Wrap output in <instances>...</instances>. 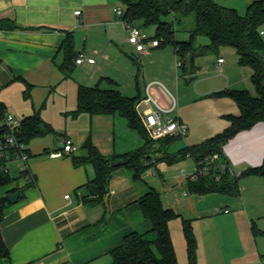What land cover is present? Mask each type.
I'll use <instances>...</instances> for the list:
<instances>
[{"label": "crops", "instance_id": "0c3cea01", "mask_svg": "<svg viewBox=\"0 0 264 264\" xmlns=\"http://www.w3.org/2000/svg\"><path fill=\"white\" fill-rule=\"evenodd\" d=\"M119 7L115 0H0V22H7V26L0 28V90L15 82L24 86L23 91L18 88L23 96L22 103H17L19 94L14 93L1 95L0 104L5 106L7 115L15 113L17 116L14 117L20 120L40 112L42 119L56 131L49 139L36 138L25 146L30 178L20 174V163L15 164L10 172L14 182L0 189L2 197L22 192L16 203L9 201L4 214L1 232L10 259L0 260V264H111L113 259L108 251L121 245L131 232L146 228L144 221L139 224L141 219L133 207L146 192V186L160 192L164 206L179 214L182 228L183 220L192 222L198 243L197 261L201 264H231L221 253L219 257L211 251L212 243H207V249L206 233H214L217 238L225 233H241V236L244 233L246 237L250 235L257 246L258 238L264 239V235L259 234L264 232V177H240L244 171L263 165L264 122L238 133L224 146L223 157L209 162L221 175L228 173L229 180L237 178L239 187L237 194L212 193L227 196L221 201L216 199L218 204L213 210L208 206L210 194L198 195L190 191L189 179L197 171L192 158L186 159L194 162L192 174L180 168L177 174L165 179L156 171L155 174L160 175V186L157 181L150 180L149 183L146 180L147 171L143 182L136 183L130 172L121 167L110 183L108 207L105 203L86 207L83 203L85 185L95 178V168L92 165L76 167L72 158L66 155L52 156L62 149L66 139L72 140L77 148L74 154L79 157L87 155L82 146L88 138L105 156L123 155L144 145L145 141L137 131L140 139L132 136L133 144L129 148L128 144L118 146L113 131L78 130L70 120L83 116H89L91 120L94 117H120L88 114L71 117L69 114L77 108L80 85H99L105 90H118L125 96L122 79L128 78V84L137 91L133 97L145 98L146 88L151 83L159 84L152 92L162 105L168 106L174 96L170 90L174 82L168 73L162 78L154 75L148 82L146 75L142 83L138 80L143 61L150 60L156 65L162 47L148 54L137 53L128 43L129 32L123 17L115 11ZM77 11H80L79 15L75 14ZM145 30L154 35L153 28ZM69 34L74 37L76 57L84 55L94 59L95 63L85 61L78 65L75 59L66 76L62 70L66 57L63 45ZM175 60L180 67L176 52ZM216 62L211 66L207 64L205 74L202 58L195 60L194 75L182 71L185 80L194 78L196 82L192 87L191 102L181 89L177 92L179 100L175 115L188 130L177 138H184L179 148L171 149L177 140L166 147L169 154H177L220 135L230 126L228 117L240 115L234 99L214 94L222 90H241L249 77L251 80L253 71L242 73L241 69H232L225 59L224 75H218ZM28 85L30 97L26 98L24 93ZM61 121L64 122L63 129L56 126ZM108 122L110 125L111 121ZM38 140L42 142L35 143ZM134 144L139 146L134 149ZM157 162L154 160L155 164ZM219 180L217 176L216 181ZM226 210L229 212L225 213ZM210 220L213 226L209 225ZM253 227L259 231L258 235L254 234ZM255 257L252 261L243 259L249 264H264V249L257 247Z\"/></svg>", "mask_w": 264, "mask_h": 264}, {"label": "trees", "instance_id": "16d2710c", "mask_svg": "<svg viewBox=\"0 0 264 264\" xmlns=\"http://www.w3.org/2000/svg\"><path fill=\"white\" fill-rule=\"evenodd\" d=\"M123 9V20L142 29H154L153 40H159L160 47L172 46L179 58L183 73L194 75L195 60L207 55L216 54L220 48L231 46L237 50L239 64L250 67L253 71L251 80L256 95L248 90H222L215 93L218 97H230L236 101L240 109L239 116H230V126L220 135L211 138L201 145L181 150L177 154H169L166 147L177 140L178 137H168L160 140L150 138L140 119L136 105L141 97H127L118 90H105L99 85L78 88L77 108L69 115L78 118L81 114L119 115L128 121L131 129L137 131L144 139V145L133 152L123 155H103L88 138L82 148L87 151L85 157L74 153L66 155L71 157L76 167L92 165L96 176L86 185V195L83 203L86 207H94L104 203L110 193V183L117 170L126 168L136 183L143 182L144 173L154 165V160L164 161L168 164L178 163L192 158L197 171L194 179H189V188L192 193L208 195L212 193H238V179L229 180L228 173L220 174L215 165L210 164L214 155L223 157L224 146L238 133L250 130L258 123L264 122V41L259 29L264 25V0H256L248 6L244 16L239 15L236 9L224 7L213 0H115ZM195 16V27L189 31V40L180 41L174 22L181 24L182 20ZM173 17V20L170 18ZM7 26V22H0V28ZM207 37L209 44L204 49L196 47V40ZM65 49V62L62 70L68 76L72 62L76 59L74 52V37L69 34L63 45ZM25 97H30V85L27 86ZM6 108L0 104V119L6 116ZM6 127L0 128V139L7 133ZM55 129L46 123L40 112H35L21 120L19 141L28 146L36 138H43L55 134ZM60 149L59 151H61ZM28 153V149H25ZM160 155L154 158V155ZM124 160L122 166L113 167L115 161ZM205 169H207L205 171ZM206 173V174H205ZM257 175L264 177V162L261 167L250 168L240 177ZM217 176L220 177L216 181ZM14 182L10 173L0 170V189ZM9 206L8 197L0 195V260H9V248L5 244L1 225L4 214ZM134 211L139 213L148 230H136L128 234L124 242L108 251L113 261L111 264H178L174 242L169 224L179 217L174 210L164 206L160 193L151 186H146V192L133 204ZM106 220V218H104ZM254 234L258 235L255 227ZM183 233L187 243V254L190 264L197 262L198 243L190 220H183ZM264 235V232L259 233Z\"/></svg>", "mask_w": 264, "mask_h": 264}, {"label": "rangeland", "instance_id": "374dc122", "mask_svg": "<svg viewBox=\"0 0 264 264\" xmlns=\"http://www.w3.org/2000/svg\"><path fill=\"white\" fill-rule=\"evenodd\" d=\"M214 2L218 3L219 5H222L224 7L228 8H234L237 10L239 15L244 16L247 13L248 6L252 4L256 0H213ZM170 20H173V17L170 18ZM174 27L176 31L178 32L177 38L180 41L183 40H189V31L193 30L195 27V16L190 15L189 17L185 18L182 20L181 24L174 22ZM262 27V26H261ZM209 43V39L207 37H200L196 40V47L199 49H204L206 44ZM160 53V58L158 57L157 64L152 65L150 60H145L143 61V68L141 69V75L139 77V81L142 83L143 81V76L146 75L148 77L146 81L148 82L149 80H152L154 75H158L160 78H162L163 74H169L171 75V79H173V84L174 87L171 88L170 90L173 92L177 102L179 100V95L178 91L181 89L186 94L187 98H192L193 92H192V87L195 85L196 79H189L185 80L182 77V69L178 67L177 61L175 60V52L174 48L172 46H166L163 47L159 50ZM224 57L228 61V66L231 67L232 69L238 68L241 69L242 73L244 71H250L251 73V68L249 67H244L240 66L239 64V56L237 54V50L231 46H225L219 49V51L216 54L208 53L207 55L200 56L198 58H202V61L204 65L202 66V71L205 74L206 66L207 64H212V62L217 61L218 57ZM177 64V66H175ZM124 70V69H123ZM125 72V71H123ZM128 72V71H127ZM126 72V74H128ZM203 74V75H204ZM202 77L199 75V78ZM122 85L125 90V94L129 97H133L134 91L136 94V89L133 90L131 87L132 85L128 84L129 80L126 78L125 80L122 79ZM249 82L241 85L240 89L241 90H248L252 95H256L255 87L253 83L250 80V77L248 78ZM18 88H21L22 91L24 90V86L22 83L15 82L13 85L10 86H5L1 88L0 90V97L1 95L5 96L7 94H19L17 96V103H22V94H20V89L18 91ZM18 92V93H17ZM131 92V93H129ZM131 94V95H130ZM125 95V96H126ZM189 99V100H190ZM192 99L190 100V102ZM11 114V113H10ZM13 116H17L15 113L11 114ZM106 119V120H103ZM73 121L72 124L75 125V127L82 131V130H90L92 129L93 133H106L109 130L114 132V135L116 136V141L118 142V146H124L125 144L129 145V148H132V136L136 137L137 139H140L139 134L136 131H133L128 128L127 122L124 118L121 117H116L114 119L104 117V118H97L94 117L92 120L89 118V116H83L82 118H79L78 120H70ZM111 121L110 125L108 124ZM58 128L63 129L64 127V122H59L58 125H56ZM47 137V138H46ZM46 139H49L53 137V135H48L46 136ZM184 138L178 139L171 145V149L174 150L175 148H179V146L182 144ZM160 140V139H159ZM42 142V140H38L35 143ZM179 145V146H178ZM134 149L137 148L139 145L134 144ZM178 146V147H177ZM160 155H154V158H158ZM181 163H183L181 165ZM194 162L193 161H181L179 163H173V164H168L164 161H158L156 164L151 165L150 168L147 170L145 173V178L146 180L150 183L151 181H154L158 183L160 186L161 184V179L160 175H156L155 172L159 171L162 176H164L165 179L169 176H173L175 173L177 174V170L180 168H184L187 172L191 173V170L194 168ZM192 174V173H191ZM160 183V184H159ZM160 193V192H159ZM227 196L223 194H218V195H211L209 196V203L208 206L212 210L216 208V199H221L225 198ZM215 200L214 203H212ZM214 212V211H213ZM214 214V213H213ZM221 214V213H220ZM223 214V213H222ZM139 215V224L142 223L143 218L142 216L138 213ZM170 229H171V234L172 238L174 241V247L176 250V255H177V260L178 264H190L188 254H187V243L186 239L183 233V228H182V220L181 218H176L170 222ZM209 225L212 224L213 226V221L210 220L208 221ZM147 229H138L141 232H144ZM207 249L209 250V245L207 243H212L211 248H213L211 251L216 252L217 256L221 257V254L223 255V259L227 263L231 264H249L246 262L243 257H246L248 261H252L253 259L256 260V251L257 247L258 249H264V239L258 238L257 242L259 246L255 245L254 241H252L250 235L249 237H246L244 233H225L222 235L220 238L215 237L214 233H206L205 237ZM221 253V254H219ZM198 256V255H197ZM198 262V261H197ZM198 264H201L199 261Z\"/></svg>", "mask_w": 264, "mask_h": 264}, {"label": "built area", "instance_id": "2783aa9c", "mask_svg": "<svg viewBox=\"0 0 264 264\" xmlns=\"http://www.w3.org/2000/svg\"><path fill=\"white\" fill-rule=\"evenodd\" d=\"M116 13L118 16L123 17L124 11L121 7L117 8ZM80 14V11L75 13ZM126 29L129 32L128 43L132 45L135 51L139 54L151 53L153 49L160 47L159 40H153L151 35L138 26H133L124 21ZM259 34L264 41V25L259 29ZM85 61L90 64H94L95 60L87 58L84 55L76 60L78 65H82ZM225 63L224 58H218L215 64V72L218 75H224L223 65ZM181 65V64H179ZM159 85L158 83H151L146 88V96L136 105V111L143 122L145 129L149 136L153 140L164 139L168 137L183 136L187 133V126L181 123L175 115L177 109V100L174 96L170 99V104L164 106L153 94V88ZM21 120L12 116L6 115L4 119H0V128L6 127L7 133H4L0 139V170L6 173H10L15 164L20 163L18 169L20 174L24 178H30L27 161L28 155L25 151V145L19 141L17 133ZM77 148L71 139H66L63 143L62 150L53 153V157H62L76 152ZM219 158V155H214L207 161H215ZM207 169H205L206 171ZM195 177L193 176L192 179ZM66 198H69L67 196ZM229 211L226 210L225 213ZM64 264H73L67 262Z\"/></svg>", "mask_w": 264, "mask_h": 264}, {"label": "water", "instance_id": "95a60500", "mask_svg": "<svg viewBox=\"0 0 264 264\" xmlns=\"http://www.w3.org/2000/svg\"><path fill=\"white\" fill-rule=\"evenodd\" d=\"M125 164V161L124 160H119V161H115L112 163V166L113 167H116V166H122ZM22 192L21 191H18L17 193L15 194H10L8 196V199L11 203H16L18 198L21 196ZM104 203L105 205L108 207V203H109V196H106L105 199H104Z\"/></svg>", "mask_w": 264, "mask_h": 264}]
</instances>
